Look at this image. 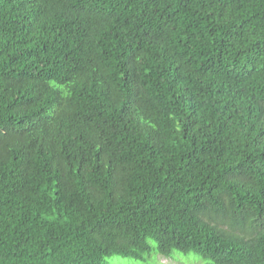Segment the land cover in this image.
Listing matches in <instances>:
<instances>
[{"label":"trees","instance_id":"1","mask_svg":"<svg viewBox=\"0 0 264 264\" xmlns=\"http://www.w3.org/2000/svg\"><path fill=\"white\" fill-rule=\"evenodd\" d=\"M151 239L264 264V0H0V264Z\"/></svg>","mask_w":264,"mask_h":264},{"label":"rangeland","instance_id":"2","mask_svg":"<svg viewBox=\"0 0 264 264\" xmlns=\"http://www.w3.org/2000/svg\"><path fill=\"white\" fill-rule=\"evenodd\" d=\"M152 249L143 254L142 259L119 254H112L106 257L107 264H215L210 258L201 256L200 254L190 251L181 252L173 250L169 255H162L156 250V242L149 240Z\"/></svg>","mask_w":264,"mask_h":264}]
</instances>
